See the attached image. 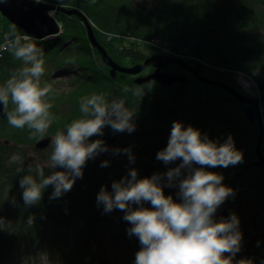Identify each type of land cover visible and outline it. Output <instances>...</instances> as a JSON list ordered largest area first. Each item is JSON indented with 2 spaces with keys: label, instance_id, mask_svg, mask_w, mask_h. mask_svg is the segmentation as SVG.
<instances>
[{
  "label": "trees",
  "instance_id": "16d2710c",
  "mask_svg": "<svg viewBox=\"0 0 264 264\" xmlns=\"http://www.w3.org/2000/svg\"><path fill=\"white\" fill-rule=\"evenodd\" d=\"M34 1L57 6L54 19L61 31L51 41L33 38L32 42L44 52L45 72L41 82L52 84L54 89L56 85L51 80L65 78L71 90L50 94L53 105L50 112L54 119L43 135L33 136L27 127L14 128L9 125L7 117L0 119V217L12 223L6 229L7 233L0 229V257L9 253L18 240L25 247L46 251V239L54 236L58 225L64 231L67 248L61 249L60 253L51 252L54 264H103L101 255L92 251V245L105 236L119 242L122 257L127 252L129 254L123 260L134 264L135 254L141 247L139 239L127 234L131 224L123 219V211L113 209L105 213L103 206L97 205V193L101 186L111 192L112 181L127 176L129 169L135 168L138 178H144L151 177L153 173L163 174L175 167L173 162L165 165L156 159V153L168 143L173 121L181 122L185 128L191 125L200 131L201 136L206 134L218 144H222L230 134L236 149L243 153V162L227 168L206 167L205 170L222 175V184L230 187L234 175L246 169L237 182L230 210L237 209L241 196H245L249 189L255 191L253 199L260 201L255 205L252 199L255 209H264V183L260 178L264 169L252 165L257 161L256 145L260 130L257 122L247 121V106L220 88L198 83L185 72L182 75L186 82L182 85L175 83L171 87L160 86L154 81L140 83L152 74L154 70L150 68L137 75L121 72L111 75L110 67L104 65L91 47L84 23L80 18L66 14V9L62 10L75 8L79 11L91 25L96 41L122 69L141 66L146 56L149 58L152 53L148 42L157 41L158 45L166 43L170 49L204 62L194 63V66L208 81L232 87L243 94L233 79V72H257L258 84L264 86V0ZM0 20L1 44L5 36H10L13 27L2 17ZM212 29L217 30L215 35H210ZM15 30L25 35L21 30ZM104 36H111V39L107 41ZM139 45H143L140 50L137 48ZM22 66V61L5 52L0 60V85ZM165 71L171 75L180 74L175 66H168ZM125 86L131 90L144 89L140 101L131 91L124 92ZM93 93H103L109 100H125L126 106L135 111V130L132 133L115 132L110 126H105L103 135H94L89 142L101 139L109 150L86 162L82 169L83 177L75 180L71 190L50 200L53 186L49 185L43 190L37 205L25 207L19 180L25 174L35 177L37 163L44 169L45 176L49 175L52 152L50 146L46 151L35 153L40 157L35 162L29 158L26 148H32L40 139L53 137L57 130H64L73 119L80 118V99ZM13 107L10 101L8 110ZM261 116L264 124V104ZM125 148L131 150L134 162H130L123 151L113 154V149ZM260 153L264 158V141ZM13 154H18L24 161V171H17L18 164H9ZM104 160L109 161V165L100 167ZM29 164L33 168L31 173L27 171ZM194 167L199 165L194 164ZM245 183L249 186L247 190H239ZM169 188H163L165 196L170 195ZM173 188L178 191L177 187ZM13 198L15 205L11 203ZM226 200L216 210L214 221L222 219ZM143 206L152 207L150 202H144ZM132 207L135 209L137 205ZM235 210L227 212L226 219L232 213L239 219L240 215ZM258 214L251 225L242 222L239 226L242 240L237 254L239 259H251L253 264L257 257L264 260V227H257ZM30 215L34 217L31 226L26 223ZM112 226L118 227V234ZM104 264H109L108 260H104Z\"/></svg>",
  "mask_w": 264,
  "mask_h": 264
},
{
  "label": "clouds",
  "instance_id": "9594fccd",
  "mask_svg": "<svg viewBox=\"0 0 264 264\" xmlns=\"http://www.w3.org/2000/svg\"><path fill=\"white\" fill-rule=\"evenodd\" d=\"M32 41L31 36L20 35L13 28L0 44V52H8L23 65L0 85V104L9 125L27 127L34 136L45 134L53 122L50 94L54 89L52 84L41 82L45 72L44 52ZM123 90L131 91L139 101L144 95L142 88L131 90L125 86ZM10 101L14 107L9 111ZM79 111L80 118L73 119L64 130H57L51 138L50 174L45 176L37 163L35 177L25 174L20 178L25 207L37 205L49 185L53 186L50 200L71 190L75 180L83 177L86 162L109 150L101 139L89 142L94 135L102 136L105 126L115 132L135 130V111L123 99L109 100L103 93H93L80 99ZM112 151L114 155L123 151L134 162L129 148ZM178 158L180 163L176 167L163 174L153 173L151 177L138 178L137 170L129 169L127 176L112 181L111 192L101 186L97 205H102L105 213L113 209L124 212L123 219L131 224L127 234L136 236L141 245L134 264H233L242 240L239 219L232 213L227 220L216 222L213 216L234 191L222 184V175L205 169L235 166L243 162V153L236 149L230 134L218 144L206 134L201 136L191 125L185 128L181 122L173 121L168 143L156 153V159L168 165ZM9 164H18L17 171H24V161L18 154L10 157ZM108 165L109 161L104 160L100 167ZM27 171H33L31 164ZM164 187H177L180 202H175L171 195L165 196ZM144 202H150L151 209L145 208ZM11 203L15 205L14 198ZM133 204L137 205L135 209ZM33 220L30 215L26 223L31 226ZM11 225V221L0 217V229ZM236 264H253V261L240 259Z\"/></svg>",
  "mask_w": 264,
  "mask_h": 264
},
{
  "label": "rangeland",
  "instance_id": "374dc122",
  "mask_svg": "<svg viewBox=\"0 0 264 264\" xmlns=\"http://www.w3.org/2000/svg\"><path fill=\"white\" fill-rule=\"evenodd\" d=\"M42 4H44V3H42ZM44 5L52 8L50 11H52L54 14L58 11L57 6H50L48 4H44ZM58 8L61 9L60 7H58ZM64 9H66V11H64V12H66V14H68L67 12H69L70 9H71L70 11L75 10V8H70V9L69 8H62V10H64ZM0 17H2V16L0 15ZM51 17H52V15H51ZM2 18L5 19L8 22V24L10 26H12L13 28H15L17 30H20L17 27L13 26L6 18H4V17H2ZM52 18L54 19V16ZM0 21H2V20H0ZM0 29H1V25H0ZM91 30H93L92 27H91ZM209 33H210V35H215L217 33V30L216 29H212V30L209 31ZM92 36H93L95 42L97 43V45L99 47L98 48H94L92 45H91V47L96 50L98 56L102 59V54H101V51H102L105 54V56L107 58H109L110 61L116 67L121 68V67L116 65V63H114L111 60V58L108 56L106 50L96 41L93 31H92ZM104 37H105V39L107 41H109L111 39V36H110V38H107L106 36H104ZM54 38H55V36H49V37H46L43 40L51 41ZM2 43H4V42H2ZM127 44L128 43H126V45ZM142 46L139 45V46H137V48L140 50V49H142ZM148 46L152 50L151 54L155 55V57H162L164 59H169V60L177 59L178 61H181L183 63H186V64L190 65L191 69H193V70H197V68H195V66H194V63L196 64L198 62L199 64H204V62L196 59L192 55L185 56L180 51H175V50L170 49L167 46L166 43L158 45L157 41H153V42H148ZM4 54H5V52H0V60L3 58ZM145 59L148 60V59H150V57L148 58L146 56ZM172 63L173 62H170L169 64H172ZM173 64H175V63H173ZM104 65L107 66V67H110V66H108L106 64H104ZM126 69L129 70L131 68H126ZM146 69H144V70H146ZM150 69H153V68H150ZM112 70H113V68H112ZM112 70L110 69V73H111ZM115 72H119V71L117 69H115L114 73ZM146 73L147 72H144L143 74H146ZM128 75H131V74H128ZM258 75L259 74L257 72H251V73L233 72V79L235 80V82L237 83L238 87L241 89V92L243 94H241L237 90L233 89L232 87H229V86L228 87L233 89L234 91H236L238 94H241L245 98H249V99H252V100H259L262 97H264V86H260L258 84ZM144 79H146V78H144ZM51 81H52L53 85L54 84L56 85V87L54 86V93H56V92H58V93L59 92H62V93L66 92L67 93V92H69L71 90L70 86H68V83H67L68 80H66L65 78L55 77ZM149 81H146V82H149ZM146 82H144V83H146ZM154 82L157 83V81H154ZM175 83H177V82H175ZM165 87H171V86H165ZM262 104H264V101L261 103V105ZM245 106H247V105H245ZM247 108H248V106H247ZM261 114H262V110H260V117H261V120H262ZM257 124H258V122H257ZM262 126H264L263 120H262ZM258 127H259V125H258ZM46 138H48V137H46ZM263 138H264V134H263ZM43 139H45V138H43ZM40 140H42V139H40ZM1 141H4V139H2ZM113 141H114V138L111 140V143ZM263 141L264 140L262 139V142ZM4 142H5V144H9V142H7V141H4ZM257 144H258V142H257ZM34 145L32 147L33 149H34ZM256 147H257V145H256ZM32 148H26V151L30 155V156L28 155L29 158H31L33 161L37 162L38 160H40V157L37 156L35 153L42 152V151H36L35 149L32 150ZM259 151H260V149H259ZM260 155H261V153H260ZM263 160H264V158H263ZM256 163H258V156H257V161L254 164H252V165H255ZM173 165L176 167L178 164L173 163ZM255 166L258 167V168L264 169L263 168L264 164L262 166H257V165H255ZM242 170H244V171L239 175V177L236 180L234 195H235V192H237V190H236L237 184H238L237 182H238V180H240L241 176L246 171V169H242ZM242 170H240V171H242ZM237 174L234 175L233 179L235 178V176ZM260 178H261V180L264 183V179H263L264 178V172L262 173ZM233 179H232V181H233ZM232 181H231V183H232ZM246 184L247 183L242 185V189H239V190H241V191H243L244 189L247 190V188L249 186L248 185L246 186ZM230 187H231V184H230ZM169 192H170V188H169ZM247 192L248 193L245 196L244 195L241 196V200L237 204V209L236 210L233 208L232 211H231L230 208H229V210L227 211V212L230 213V212H233V210H235V212L240 215L239 216L240 217L239 218V221H240V225L239 226L242 225V222H244V223L249 222L250 225H251V221L257 216L258 212H259V214H261V213L264 214V209H261V208L260 209H257V208L255 209V207L253 205V201H254L255 205H256V203H260V201L258 200L257 197H256L257 200L253 199V196H255L254 195L255 191L253 189L252 190L249 189ZM234 195H233V197H234ZM250 195H252V196H250ZM252 199H253V201H252ZM232 201H233V199H232ZM263 201H264V190H263ZM259 214H258V216H259ZM256 224H257L258 228H263L264 227V225H258V220H257ZM56 227L57 228H56L54 236L47 237V239H46V246H45L46 251L45 250H40L37 247H31V246L30 247H25L24 244L21 242V240H18V242L16 243V245H14L12 250L8 251L9 253H4L0 257V264H54V260L55 259H54L53 254L51 252L60 253L59 251L61 249L64 250L65 248H67V245L64 242L65 237H64V233H63L64 231H63L62 227H60L58 225ZM7 228L8 227H3L4 234L7 233V231H6ZM112 228L116 229V234H118V232H119V231H117L118 227L112 226ZM105 237L106 238L103 239L102 241H98L97 243L94 242L93 245H92V251H95V253L98 252L101 255V258H100L101 260L100 261H102L103 264H104V260H108L109 264H127L123 259L127 258L129 256L128 252H127V254L125 256L123 255L124 257H122L123 250L121 251V247L119 246L120 243L117 242V241L109 240L108 236H105ZM225 256H227V255H225ZM237 256H238V254H237ZM238 258H239V256H238ZM95 264H98V262H96ZM128 264H132V262L130 261V262H128ZM233 264H235L234 260H233Z\"/></svg>",
  "mask_w": 264,
  "mask_h": 264
},
{
  "label": "water",
  "instance_id": "95a60500",
  "mask_svg": "<svg viewBox=\"0 0 264 264\" xmlns=\"http://www.w3.org/2000/svg\"><path fill=\"white\" fill-rule=\"evenodd\" d=\"M51 9L52 8L42 3H39L37 1H34V0H0V15L6 18L13 26L20 29L25 35L31 36L32 38H35L37 40H43L46 37L56 36L61 33L60 26H58L55 20L48 14V12ZM67 13L68 15H73L77 18H80V20L84 23V26L87 30L88 40L90 44L94 48H98L99 46L97 45V43L95 42L92 36L91 26L89 25L87 19L77 10L69 11ZM101 54H102L103 63L110 66L111 69L113 68V70L111 71V75L114 74L115 69H117L119 72H122L123 74L137 75L142 70L150 67L154 69V73L150 75L149 77H147L146 79H144L143 81H141L140 83L153 80L163 85L170 86L172 83H174L177 80V78L161 74L160 70L161 68L168 65L170 62H173L175 64H179L187 68V70H189V72H191L192 75L197 80L201 81L205 85L211 86V87H217V88H221L225 90L236 101L248 106L246 110V114H245L248 122H251V123L258 122L260 135H259L258 144L256 147L258 163H256L255 165L262 166L264 164V160L261 157L260 151H259L260 145L263 139V132H262L263 126H262V120L260 117L259 105H261V103L264 101V97H262L259 100H252L249 98H245L241 94H238L236 91L229 88L228 86H225L220 83H212L210 81L200 78L194 72L193 69L188 68L186 65L178 61H175V60L164 59L162 57H153V58L146 60L141 66H137L135 68L127 70V69L116 67L110 61V59L105 56V54L102 51H101ZM5 117L6 115L3 109V105L0 104V119H4ZM50 142H51V137L42 139L35 143L34 149L36 151H44L51 145ZM173 163L179 164L180 158H178ZM243 171L244 170L239 171L238 174L233 179L231 183V187H230L231 189H233V191L235 190L236 180ZM176 193H177L176 189H174L173 187H170V195L172 196L175 202H179ZM232 199H233V195H230L226 200L225 210L222 215V219L224 220H226L227 211L229 210L231 206ZM258 225H264V214L263 213H261L258 217ZM233 260L235 264H236V261H239L237 254L233 258ZM254 264H264L263 258L257 257Z\"/></svg>",
  "mask_w": 264,
  "mask_h": 264
},
{
  "label": "bare ground",
  "instance_id": "6f19581e",
  "mask_svg": "<svg viewBox=\"0 0 264 264\" xmlns=\"http://www.w3.org/2000/svg\"><path fill=\"white\" fill-rule=\"evenodd\" d=\"M54 15H52V17H53ZM153 57H155V55H153V54H151V56H150V58H153ZM102 60V59H101ZM172 60H175V61H178L177 59H172ZM102 62H103V60H102ZM145 62V61H144ZM178 62H180V63H182V64H184V65H186L188 68H191V66L190 65H188V64H186V63H183V62H181V61H178ZM168 66H175V67H177V69L179 70V72H180V74H175V75H171V74H168L166 71H165V68L166 67H168ZM166 67H163V68H161V70H160V72H161V74H164V75H168V76H172V77H175V78H177V80L175 81V82H177V84H184L185 82H186V78L182 75V72H185L186 74H188V75H190L191 76V78L192 79H194L195 81H197L198 83H200V84H202V85H205L204 83H202L201 81H199V80H197L193 75H192V73L191 72H189V70H187V68H185V67H183V66H181V65H179V64H168V65H166ZM132 68H135V67H132ZM131 68V69H132ZM111 69V68H110ZM112 70V69H111ZM154 70V69H153ZM194 72L200 77V78H202V79H204V80H207L204 76H202V74H200L199 73V71H197V70H194ZM154 73V71L152 72V74ZM151 74V75H152ZM144 79H142V80H140V81H143ZM151 81V80H150ZM153 81V80H152ZM208 81V80H207ZM174 82V83H175ZM160 86H166V85H163V84H161V83H159V82H157ZM174 83H172L170 86H172ZM244 105V104H243ZM260 110H262V105H259V111ZM264 131V127H263V129H262V132Z\"/></svg>",
  "mask_w": 264,
  "mask_h": 264
}]
</instances>
